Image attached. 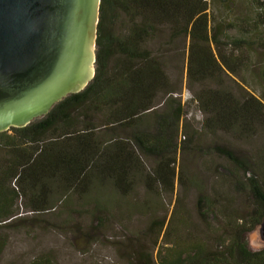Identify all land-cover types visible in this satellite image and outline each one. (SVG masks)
<instances>
[{
  "label": "trees",
  "instance_id": "16d2710c",
  "mask_svg": "<svg viewBox=\"0 0 264 264\" xmlns=\"http://www.w3.org/2000/svg\"><path fill=\"white\" fill-rule=\"evenodd\" d=\"M185 37L187 106L207 137L230 138L199 157L209 189L184 162L178 171L172 152L185 114L162 53ZM232 77L251 91L230 87ZM176 182L196 203L179 199L167 221ZM20 198L39 215L136 220L121 241L129 264H264V249L249 245L264 221V0H102L95 79L0 133V263ZM28 264L56 263L45 254Z\"/></svg>",
  "mask_w": 264,
  "mask_h": 264
},
{
  "label": "water",
  "instance_id": "95a60500",
  "mask_svg": "<svg viewBox=\"0 0 264 264\" xmlns=\"http://www.w3.org/2000/svg\"><path fill=\"white\" fill-rule=\"evenodd\" d=\"M101 4L0 0V133L28 127L95 79Z\"/></svg>",
  "mask_w": 264,
  "mask_h": 264
},
{
  "label": "rangeland",
  "instance_id": "374dc122",
  "mask_svg": "<svg viewBox=\"0 0 264 264\" xmlns=\"http://www.w3.org/2000/svg\"><path fill=\"white\" fill-rule=\"evenodd\" d=\"M189 47L190 38L185 37L178 40L172 47L164 48L162 53L167 65V73L172 85L177 89L175 97L184 106V123L188 121L192 127L187 136L184 133V123L181 124L179 135L174 137L172 152L178 159V171L184 162L191 172L200 175L209 189L212 177L203 170L202 160L200 161L199 157L204 154L202 152L206 146L222 144L230 138L207 137L200 126L204 119L203 114L187 106V101L194 97L188 86ZM227 84L235 89L249 90L236 77L227 79ZM120 135L123 136V134ZM236 149L248 155L254 147L238 143ZM138 194L139 197L144 194L143 188L138 190ZM183 197L185 198L184 208L193 210L196 193L194 191L182 193L176 182L174 193L165 197V207L160 216L167 217L168 221L178 200ZM16 205L19 215L3 229L9 244L0 264H28L45 254L50 255L56 264H129L124 256L125 246L121 244V241L133 238L138 225L136 220H121L106 215L101 221L94 222V219L89 220L88 216H79L76 213L66 216L62 213L39 215L28 212L22 198ZM249 245L254 251L264 249V239L260 228L249 235ZM157 252L158 250L155 251L156 256Z\"/></svg>",
  "mask_w": 264,
  "mask_h": 264
}]
</instances>
